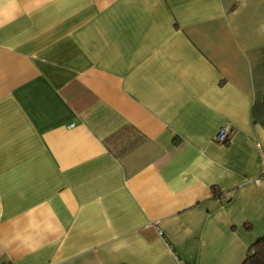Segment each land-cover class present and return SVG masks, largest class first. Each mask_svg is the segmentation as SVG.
I'll use <instances>...</instances> for the list:
<instances>
[{"label": "crops", "instance_id": "0c3cea01", "mask_svg": "<svg viewBox=\"0 0 264 264\" xmlns=\"http://www.w3.org/2000/svg\"><path fill=\"white\" fill-rule=\"evenodd\" d=\"M262 52L264 0H0V264H242Z\"/></svg>", "mask_w": 264, "mask_h": 264}, {"label": "trees", "instance_id": "16d2710c", "mask_svg": "<svg viewBox=\"0 0 264 264\" xmlns=\"http://www.w3.org/2000/svg\"><path fill=\"white\" fill-rule=\"evenodd\" d=\"M262 62L254 65L255 79V100L251 110V116L254 122L264 124V82L257 80L262 71H264V52ZM259 79V78H258ZM242 264H264V235L254 241L249 247V253Z\"/></svg>", "mask_w": 264, "mask_h": 264}, {"label": "built area", "instance_id": "2783aa9c", "mask_svg": "<svg viewBox=\"0 0 264 264\" xmlns=\"http://www.w3.org/2000/svg\"><path fill=\"white\" fill-rule=\"evenodd\" d=\"M231 130L232 128L230 124H224L223 126L219 128L214 139L219 143H225L228 140Z\"/></svg>", "mask_w": 264, "mask_h": 264}]
</instances>
